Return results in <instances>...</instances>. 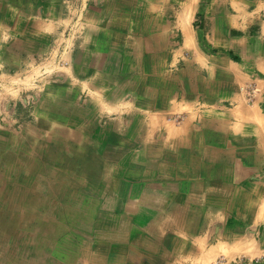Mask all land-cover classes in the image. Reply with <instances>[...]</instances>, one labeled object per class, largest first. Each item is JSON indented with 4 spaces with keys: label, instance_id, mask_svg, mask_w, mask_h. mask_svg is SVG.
Here are the masks:
<instances>
[{
    "label": "crops",
    "instance_id": "1",
    "mask_svg": "<svg viewBox=\"0 0 264 264\" xmlns=\"http://www.w3.org/2000/svg\"><path fill=\"white\" fill-rule=\"evenodd\" d=\"M55 67L64 70L60 78L66 88L58 99L49 95L52 106H46L40 92L24 93V87L14 96L0 97V195L5 197L6 213L35 208L40 192L58 185L44 174L29 179L30 165L23 156L26 162L16 182L23 188L13 184L7 191L8 176L18 169L10 159L7 141L12 130L7 124L28 127L52 116L66 126L60 129L70 152L76 125L81 132L88 126L85 134L90 139L111 143L115 150L111 159L119 182L118 201L113 199L111 205L116 217L128 218L107 237L112 239L109 244L104 240L97 244L100 251L86 263L186 264L198 246L235 235V227L227 225L233 220L229 217L233 199L243 222L257 227L250 214L254 211L246 207L251 197L260 196L255 190L259 186L235 191L233 187L236 179L242 181V166L249 164L241 149L250 134L262 131L247 129L244 136L234 137L228 104L242 99V85H251L253 96H264V0H0V81L5 78L12 85L16 79L17 85H30L26 75L30 70ZM73 80L97 90L107 86L109 93L102 91L110 101L115 100L111 94H117L114 108L123 99L121 93L127 92L128 108H119L114 121L106 124L104 109L95 112L91 101L79 104ZM92 118H99L101 128H106L101 138L91 133ZM55 132L59 143H54L51 164L73 165L63 153L62 132ZM16 160L17 156L15 164ZM233 164L242 176L228 173ZM58 186L62 197L69 199L59 212L72 213V223L92 224L93 219L82 218L89 211L83 198L97 206L100 195L76 194ZM121 197L128 201L121 202ZM57 226L48 229L61 234L63 228ZM54 238L42 240L38 234L27 241L34 246V260L44 255L49 264L61 257L67 264L83 261L82 253L78 259L73 256L71 238ZM58 250L64 253L58 255ZM0 264H8L1 254Z\"/></svg>",
    "mask_w": 264,
    "mask_h": 264
},
{
    "label": "rangeland",
    "instance_id": "2",
    "mask_svg": "<svg viewBox=\"0 0 264 264\" xmlns=\"http://www.w3.org/2000/svg\"><path fill=\"white\" fill-rule=\"evenodd\" d=\"M76 34H79L78 31ZM49 73L51 74L48 75ZM26 75L29 77L27 81H29L30 85H17L16 81H14L16 79L12 80V85H10L8 79L4 78V80L0 81V97L2 98L6 95L14 96L19 87H24L26 89L24 93L30 94L33 91H37L48 101L50 98L49 95L52 98L58 99L66 88V82L63 80L64 78H60L61 75H64V70H60L57 67L46 72L40 70L33 73V71L30 70ZM32 81H35V85L31 83ZM48 81L52 83L54 81V85L51 84V86H49L45 84ZM72 87L74 94L81 101V103H79L80 105L91 101L95 112L101 111L100 109L106 111V117H108L104 119L106 124L107 122L114 121L115 118H113V113L117 112L118 114L119 108H128L129 96L127 92L121 93L123 99L120 102L116 101L117 106L114 108L113 103L115 100H118L117 94L115 92L112 93L113 96L111 94V97H114L115 100L110 101V95L109 97L108 95L105 96L102 91V89H104V92H107L109 89L107 86L103 88L100 86L98 91L96 87H88L82 84V82L73 80ZM239 87L240 92L243 93L242 99L228 104L231 109L230 112L228 111V116L231 119L230 127H232V134L234 137H242L248 131L247 129H258L260 132L262 131V133H260V135L250 134L249 140L244 145L245 148L241 149V156L243 159H246L244 161L249 162V164H244V166H242L241 171L243 176L239 174L240 168H238L236 164L230 166L232 170H229L228 173L231 172L236 178L237 175L242 176V181L235 180L233 187L234 191L238 188H251L254 187L253 185L259 186L258 188L255 187V190L260 192V196L258 198L251 197L250 205L246 207L248 211H254L250 214L255 216L256 219L254 221H257V227L255 229L252 228L254 222H243V218L241 219L239 217V206L235 204V200L233 199V202H231L232 208L230 209L232 210V214L229 215V217L232 216L233 220H229L227 225L235 227L234 233L236 236L231 235L229 240L225 241L219 239V242L217 241L215 244L211 243L210 245L198 246L200 248L191 258L193 260H187L186 264H227L235 258H241L248 264H264V125H262V123H264V96L262 98L253 96L254 91L251 85L245 87L242 85ZM108 93L109 92H107V94ZM104 101L105 106L103 104ZM49 103L48 101L46 106H52V104ZM107 103L110 106H108ZM47 114H50L49 110ZM126 119H124V121ZM99 120V118H92L90 121L89 128L91 133L94 134L93 137L96 136V138L98 135L99 138H101L102 134L107 133L105 130L106 128H101L103 127V123H98ZM98 124L101 125L98 126V128H100L99 131L98 128H95ZM7 125L9 131L10 129L12 130L11 136L9 134L10 139L7 141L10 147V159L12 157V161L14 162L13 168H18L15 169L17 173L13 171V173L8 176L10 179V189L7 191L12 189L13 184L14 186L23 188V185L20 186L16 182L21 180L22 162H26V159L23 160L22 157L26 156L30 165V172H28V174L26 173L29 179L34 180L37 179L38 175L44 174L46 176H52L54 184L60 185L61 189L64 191L74 189L76 194L84 191L87 195L98 196L97 194H99L100 196L97 197V206L91 205L88 197L83 198V205H85L86 210L89 211L86 212L84 215L85 217L82 218L88 217L89 219H93L92 224L87 226L85 224H76L75 221L72 223V213H66L68 210L64 211V214L59 212L62 211L63 207H67L65 204L69 203V199L62 197V191L58 190V185L56 188L48 189L46 192H40L42 193L41 198L35 200L36 203L38 202L37 206H35V208L31 205L28 206L29 208L25 206L26 211L24 213H6V211L2 209L4 206L3 199L5 200V197L0 195L1 256H6L8 264H49L48 261L43 260L45 257L44 255L41 256L42 258L37 255V258L35 260L33 259L35 249L33 248L34 246L30 244L31 242L29 243L27 241H32L31 239H33L34 236H38V234L42 240H48V237L54 236L53 232H55L54 239L56 240L62 239L63 235L71 238L70 242L74 244L72 248L73 256L78 259L79 254L82 253L81 259L83 261L78 262L80 264H88L85 260H90L93 257L92 255L96 256L98 249L100 251V247H97V244L102 240L109 243L112 239L109 240L107 237L112 234L114 230H118L117 227L120 225L121 221H125V218H128V214H121V218L116 217V212L114 215V209L111 205L113 199L118 201L115 189L118 188L119 183L116 181V176L113 172V160L111 159L112 154H115V150L113 151V144H103L102 141L90 139L92 137H90L89 134H85L88 126L86 130L84 129V132H81L79 126L76 125L73 127L72 152H70L68 149L70 143H68V141L65 143L64 131L60 129H64L66 126H64V123L60 124V119L58 117L54 118L52 116H47L46 119L38 120V122L28 123V127L12 123L10 126L9 124ZM109 125L110 124L106 126ZM56 130L57 132H62L60 136L62 137V144H64L63 150L65 149L63 153L67 157L68 155L70 156L69 161L73 163V165H70L71 168L68 164L65 165L61 162L56 163V165L51 164L50 155L53 154L56 148V144L54 143H59L57 133L55 132ZM3 131L7 132L6 129ZM15 156H17L16 161H19L16 164ZM36 159L40 161L37 160L36 163ZM8 170L11 172L12 166H9ZM1 185L0 182V189ZM5 188L7 189V186ZM14 192L13 190V193ZM120 201L126 203L128 198L124 199L121 197ZM56 205L57 210L55 213ZM261 220L262 224H259ZM61 223L66 224V226H63ZM57 224L60 226L62 225L61 227L63 229L61 230V234L57 232L56 229L55 231H49L50 227H56L58 229L59 226H57ZM121 225L125 226L126 223ZM46 228H49L46 231L48 234L44 231ZM50 232L52 233L49 235ZM226 234L227 233H225V237L230 235V233L228 235ZM60 236H62V238H60ZM15 241H17V243L19 242L17 247L15 245L16 243L14 244ZM57 243L59 242L57 241ZM45 247L46 246L43 248ZM39 248L41 249L42 247L40 246ZM74 248H77V251H75ZM104 251L106 252L107 250L104 249ZM58 253V255H62L64 252L63 250H58ZM38 257L41 260H38ZM63 258L64 257L57 258L54 264H67L66 261H62ZM51 259L52 258L49 260ZM109 262H105V264H112L111 261ZM50 264L52 263L50 262ZM89 264L96 263L90 262Z\"/></svg>",
    "mask_w": 264,
    "mask_h": 264
},
{
    "label": "built area",
    "instance_id": "3",
    "mask_svg": "<svg viewBox=\"0 0 264 264\" xmlns=\"http://www.w3.org/2000/svg\"><path fill=\"white\" fill-rule=\"evenodd\" d=\"M227 264H248V263L245 260L241 259V258H235V259H233L231 262H229Z\"/></svg>",
    "mask_w": 264,
    "mask_h": 264
},
{
    "label": "bare ground",
    "instance_id": "4",
    "mask_svg": "<svg viewBox=\"0 0 264 264\" xmlns=\"http://www.w3.org/2000/svg\"><path fill=\"white\" fill-rule=\"evenodd\" d=\"M31 75H32V73H31ZM258 122V121H257ZM262 123V122H261ZM262 125H264V123H262ZM260 126V125H259ZM263 129H264V127H263ZM262 129V130H263ZM264 131V130H263ZM105 208V207H104ZM33 222V221H32ZM77 223V222H76ZM78 224V223H77ZM43 232V231H42ZM48 234V233H47ZM55 236V235H54ZM23 239V238H22ZM63 239V238H62ZM61 240V239H60ZM58 244H60V243H58ZM109 244V243H108ZM32 247V246H31ZM63 247V246H62ZM110 248H112L113 249V247H110ZM29 249V248H28ZM58 249V248H57ZM27 250V249H26ZM114 250V249H113ZM47 251H49V249L47 250ZM60 253V252H59ZM44 254V253H43Z\"/></svg>",
    "mask_w": 264,
    "mask_h": 264
}]
</instances>
